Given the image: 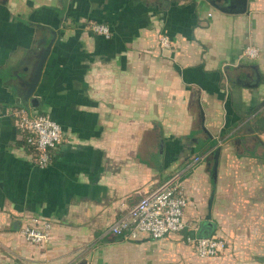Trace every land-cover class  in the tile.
Listing matches in <instances>:
<instances>
[{"label": "crops", "instance_id": "0c3cea01", "mask_svg": "<svg viewBox=\"0 0 264 264\" xmlns=\"http://www.w3.org/2000/svg\"><path fill=\"white\" fill-rule=\"evenodd\" d=\"M19 109L62 127L45 169ZM176 173L186 231L226 244L215 258L185 231L110 232ZM33 217L43 245L20 235ZM25 263L264 264V0H0V264Z\"/></svg>", "mask_w": 264, "mask_h": 264}, {"label": "built area", "instance_id": "2783aa9c", "mask_svg": "<svg viewBox=\"0 0 264 264\" xmlns=\"http://www.w3.org/2000/svg\"><path fill=\"white\" fill-rule=\"evenodd\" d=\"M90 29L97 35L111 37L109 27L104 24L93 23ZM159 44L163 51L172 47L166 36L160 38ZM259 55V50L253 47L246 48L243 53L247 59H257ZM15 116L18 128L26 134L27 145L35 154L37 166L47 168L63 140L61 125L48 115H31L25 109L17 110ZM189 203L181 173H176L153 192L143 196L125 216L112 225L110 232L130 239L147 235L154 240L181 234L188 228L184 215ZM51 230V223L33 217L21 227L20 235L29 243L43 245L48 242ZM185 241L194 247L201 259L215 258L226 247L223 239L213 236H188Z\"/></svg>", "mask_w": 264, "mask_h": 264}, {"label": "water", "instance_id": "95a60500", "mask_svg": "<svg viewBox=\"0 0 264 264\" xmlns=\"http://www.w3.org/2000/svg\"><path fill=\"white\" fill-rule=\"evenodd\" d=\"M45 59H42V62L39 64L35 75L33 78H31L28 82L29 86L28 89L25 93V99L27 100L30 96H32L38 86L39 80H40V76H41V72H42V68H43V64H44Z\"/></svg>", "mask_w": 264, "mask_h": 264}, {"label": "trees", "instance_id": "16d2710c", "mask_svg": "<svg viewBox=\"0 0 264 264\" xmlns=\"http://www.w3.org/2000/svg\"><path fill=\"white\" fill-rule=\"evenodd\" d=\"M43 115H45V114H43ZM52 118V117H51ZM53 119V118H52ZM54 120V119H53ZM56 121V120H55ZM186 233H185V239L188 237V236H195V235H192V233H190V232H187V231H185ZM182 234V233H181Z\"/></svg>", "mask_w": 264, "mask_h": 264}]
</instances>
